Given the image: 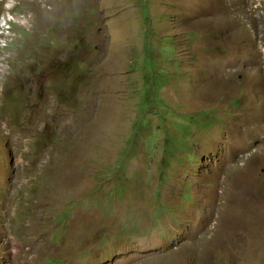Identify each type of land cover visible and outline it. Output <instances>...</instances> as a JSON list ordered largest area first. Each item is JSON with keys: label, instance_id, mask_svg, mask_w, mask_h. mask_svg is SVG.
Listing matches in <instances>:
<instances>
[{"label": "rangeland", "instance_id": "obj_1", "mask_svg": "<svg viewBox=\"0 0 264 264\" xmlns=\"http://www.w3.org/2000/svg\"><path fill=\"white\" fill-rule=\"evenodd\" d=\"M5 18L0 264H264V0Z\"/></svg>", "mask_w": 264, "mask_h": 264}, {"label": "built area", "instance_id": "obj_2", "mask_svg": "<svg viewBox=\"0 0 264 264\" xmlns=\"http://www.w3.org/2000/svg\"><path fill=\"white\" fill-rule=\"evenodd\" d=\"M8 19L9 18H5V19H3L2 21H0V30H2V32L4 33V31L6 30L7 32L10 30V24H9V22H8ZM1 43H2V40H1ZM7 44V42L4 40V42L2 43V46L4 47V46H7L6 45Z\"/></svg>", "mask_w": 264, "mask_h": 264}, {"label": "bare ground", "instance_id": "obj_3", "mask_svg": "<svg viewBox=\"0 0 264 264\" xmlns=\"http://www.w3.org/2000/svg\"><path fill=\"white\" fill-rule=\"evenodd\" d=\"M12 5V2L11 3H9V6H11Z\"/></svg>", "mask_w": 264, "mask_h": 264}]
</instances>
